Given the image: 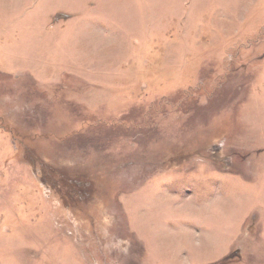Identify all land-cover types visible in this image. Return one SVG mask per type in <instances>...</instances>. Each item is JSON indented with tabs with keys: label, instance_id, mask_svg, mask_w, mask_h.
<instances>
[{
	"label": "rangeland",
	"instance_id": "obj_1",
	"mask_svg": "<svg viewBox=\"0 0 264 264\" xmlns=\"http://www.w3.org/2000/svg\"><path fill=\"white\" fill-rule=\"evenodd\" d=\"M0 264H264V0H0Z\"/></svg>",
	"mask_w": 264,
	"mask_h": 264
}]
</instances>
